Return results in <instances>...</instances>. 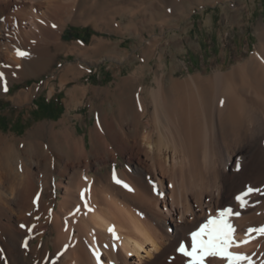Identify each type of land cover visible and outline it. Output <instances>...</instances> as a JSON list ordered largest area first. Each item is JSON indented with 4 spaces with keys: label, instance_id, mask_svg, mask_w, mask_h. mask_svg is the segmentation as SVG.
<instances>
[{
    "label": "bare ground",
    "instance_id": "obj_1",
    "mask_svg": "<svg viewBox=\"0 0 264 264\" xmlns=\"http://www.w3.org/2000/svg\"><path fill=\"white\" fill-rule=\"evenodd\" d=\"M77 2L0 0V94L41 76L62 50L76 52L62 41L65 27L107 7L96 12L97 0L81 9ZM258 34L252 56L229 71L183 78L163 74L160 63L155 88L130 76L117 89H96L118 104L116 115L102 113L91 129V147L72 116L23 137L0 131V264H189L177 248L190 246L191 233L220 209L240 213L230 217L237 241L264 226V22ZM106 43L95 41L93 51ZM78 73L64 66L61 86ZM33 91L13 99L28 101ZM119 154L124 168L98 173L99 163H117ZM248 187L260 191L244 195L241 207L236 197ZM247 238L231 251L264 264V234Z\"/></svg>",
    "mask_w": 264,
    "mask_h": 264
},
{
    "label": "rangeland",
    "instance_id": "obj_2",
    "mask_svg": "<svg viewBox=\"0 0 264 264\" xmlns=\"http://www.w3.org/2000/svg\"><path fill=\"white\" fill-rule=\"evenodd\" d=\"M78 1L81 9L96 0ZM97 3L96 12L107 6L103 15H95L86 22L75 16L62 32L66 48L75 45L76 52L62 50L41 76L17 80L8 92L0 94L1 132L23 137L40 124L72 116L76 133L85 136L91 147V129L102 113L116 115L118 104L112 94L95 95L96 89H117L130 76L139 77L145 88H155L160 63L165 65L163 74L168 76L174 70L176 76L183 78L229 71L252 56L260 43L258 27L264 22V0H97ZM96 40L107 43L93 51ZM66 65H74L80 73L70 77L72 80L63 87L59 81ZM77 85L80 88L72 99L70 91ZM51 87L55 88L53 94ZM83 87L86 89L80 92ZM31 88L34 91L30 100L13 99ZM49 100L51 105L47 103ZM126 165V158L119 154L117 163L113 159L106 166L99 163L98 173ZM92 173L96 174L95 168ZM54 176L57 181L61 178L56 172ZM56 193L61 197L62 189L58 188Z\"/></svg>",
    "mask_w": 264,
    "mask_h": 264
},
{
    "label": "snow or ice",
    "instance_id": "obj_3",
    "mask_svg": "<svg viewBox=\"0 0 264 264\" xmlns=\"http://www.w3.org/2000/svg\"><path fill=\"white\" fill-rule=\"evenodd\" d=\"M55 27V25H53ZM17 54L21 57L27 56L28 53L17 49ZM3 73H0V77H3ZM7 90L5 86V91ZM117 183H123L119 179ZM127 188V184H124ZM131 190V189H130ZM88 189H85L87 192ZM260 189H253L248 187L247 192L237 196L236 200L240 201L241 207H243L246 201L243 199L244 195L252 192H259ZM162 195V193H158ZM83 195V193H82ZM232 215L239 216V212H234L232 208H222L219 210L217 216L210 217L208 222L201 225L197 231L191 233L192 241L191 245L181 243L177 248V251L182 253L186 257H190L189 264H212L208 258H219L221 260H227L228 264H241V261L247 260L249 264H253L251 257L244 253L231 251L235 245L239 247L240 244L248 243V235L253 232H259L264 234V226L259 229L249 228L246 233V239L237 241L235 238V226L232 224L230 217ZM21 227H24L23 225ZM109 231L114 232V228H110ZM25 247L27 242L25 241Z\"/></svg>",
    "mask_w": 264,
    "mask_h": 264
},
{
    "label": "trees",
    "instance_id": "obj_4",
    "mask_svg": "<svg viewBox=\"0 0 264 264\" xmlns=\"http://www.w3.org/2000/svg\"><path fill=\"white\" fill-rule=\"evenodd\" d=\"M47 103L51 105L52 104V101L49 100V101H47ZM37 110H40V107L37 108ZM59 113H62V110L61 109H60Z\"/></svg>",
    "mask_w": 264,
    "mask_h": 264
},
{
    "label": "crops",
    "instance_id": "obj_5",
    "mask_svg": "<svg viewBox=\"0 0 264 264\" xmlns=\"http://www.w3.org/2000/svg\"><path fill=\"white\" fill-rule=\"evenodd\" d=\"M96 41H99V40H96Z\"/></svg>",
    "mask_w": 264,
    "mask_h": 264
}]
</instances>
